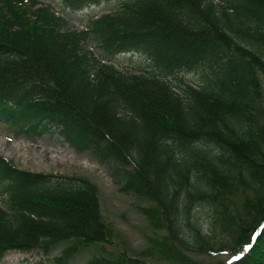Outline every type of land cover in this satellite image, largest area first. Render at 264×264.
<instances>
[{
  "label": "trees",
  "instance_id": "16d2710c",
  "mask_svg": "<svg viewBox=\"0 0 264 264\" xmlns=\"http://www.w3.org/2000/svg\"><path fill=\"white\" fill-rule=\"evenodd\" d=\"M53 1L79 11L112 0H0V121L30 139L54 127L114 161L161 231L148 254L212 264L189 250L219 252L239 232L242 249L214 264H264V0H118L72 29ZM130 51L147 63L112 61ZM195 70L198 85L172 82ZM114 234L91 180L0 154V259L67 241L52 262L68 264ZM134 254L125 245L85 264H140Z\"/></svg>",
  "mask_w": 264,
  "mask_h": 264
},
{
  "label": "rangeland",
  "instance_id": "374dc122",
  "mask_svg": "<svg viewBox=\"0 0 264 264\" xmlns=\"http://www.w3.org/2000/svg\"><path fill=\"white\" fill-rule=\"evenodd\" d=\"M117 2L118 0H112L99 5L87 6L79 11L67 10L56 1L53 5L56 11L67 19V27L72 29L83 28L91 14L106 12ZM89 47L92 48V45ZM112 61L124 70H137L147 63L143 53L131 51L117 54ZM183 80L198 85L201 82V72L184 71L172 75L174 84H181ZM53 128L36 139H30L25 136H16L3 121H0V154L25 169L84 176L97 186L101 213L105 220L113 226L115 234L110 242L93 243L89 248L76 252L68 264H85L93 255L122 250L125 245L133 253H139L134 255L140 257V264H179L146 252H150L153 239L158 237L161 231L152 226L141 210V207L148 203L123 188L124 180L116 172L115 162L101 160L90 151H78L64 141L58 133L53 132ZM198 210L200 215L206 218L209 212L208 207L204 206ZM252 231L248 232V237L252 235ZM238 235L239 232L229 235L225 250L210 254L191 249L189 253L205 263L214 264L219 259L230 260L234 252L242 249L237 244ZM64 245H67V241L52 243L48 252L38 247L25 251L12 249L0 259V264H53L52 257L60 254Z\"/></svg>",
  "mask_w": 264,
  "mask_h": 264
},
{
  "label": "snow or ice",
  "instance_id": "6c2138e0",
  "mask_svg": "<svg viewBox=\"0 0 264 264\" xmlns=\"http://www.w3.org/2000/svg\"><path fill=\"white\" fill-rule=\"evenodd\" d=\"M249 247H250V245H249Z\"/></svg>",
  "mask_w": 264,
  "mask_h": 264
}]
</instances>
